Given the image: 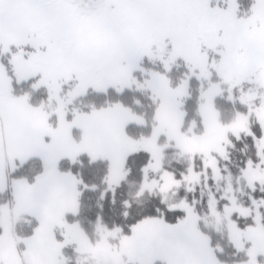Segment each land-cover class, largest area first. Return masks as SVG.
Returning <instances> with one entry per match:
<instances>
[{"label":"snow or ice","instance_id":"1","mask_svg":"<svg viewBox=\"0 0 264 264\" xmlns=\"http://www.w3.org/2000/svg\"><path fill=\"white\" fill-rule=\"evenodd\" d=\"M224 3L221 8L219 0H0V58L7 59V64L0 62V188L7 185L8 170L14 172L33 158L42 162V171L32 183L12 181L14 206L0 207V264H64L61 249L69 243H76L78 252L98 264H125V256L127 264H220L210 238L199 228L202 218L186 200L169 207V212L178 214L174 223L162 216H145L129 227L130 235L120 228L109 231L98 225L101 238L91 244L78 224L65 220L68 212L78 213L76 185L83 181L60 172L58 165L62 159L76 163L84 154L90 162L106 159V182L114 192L112 186H119L126 175V157L145 151L151 159L143 169L141 191L158 189L166 194L182 183H198L200 174L190 167L182 180L164 172L160 177L163 184L149 183L148 172L160 171L162 148L156 144L160 135L176 140L181 153L190 158L203 155L205 169L211 167L218 180V162L210 153L227 159L221 145L230 143L228 133L237 139L244 133L255 143L258 163L248 160L242 176L253 192L257 183L264 191V134L257 139L249 126L254 115L264 133V95L257 107L256 93L243 88L247 83L264 89V0H250L243 13L240 0ZM145 60L158 61L165 73L182 60L188 73L173 88L167 75L145 72L141 67ZM137 71L148 78L139 81L133 75ZM193 77L207 81L208 87L202 86L199 105L204 133L189 137L179 130L184 115L180 108ZM28 80L35 81L33 90L47 89L49 106L56 101L55 127L49 122L53 112L46 111L44 104L33 107L29 94L14 95V82ZM222 84L227 85L233 101L236 97L231 93L238 89L240 103L249 109L248 115L237 113L229 124L220 123L214 104L223 94ZM67 85L65 102L61 93ZM133 85L151 92L156 104L151 137L133 140L125 134L129 123L142 125L144 120L120 103L93 108L90 113L73 112L72 120L66 119L67 104L89 90L107 94L112 89L120 94ZM98 125L107 126V141L96 138ZM73 127L81 130L79 143L71 136ZM38 197L45 202L40 203ZM224 199L230 206H224L223 214L217 211L214 199L209 201L213 226L217 231L227 229L237 251H246L247 264H258L257 257L264 256V214L260 212L264 199H252L255 226L243 230L231 217L234 213L238 218L248 217L251 210L238 206L234 197ZM25 214L34 216L38 226L22 241L25 251L21 258L15 224ZM56 228L63 229V242L56 239ZM117 236L119 247L109 243V238ZM245 244L251 246L245 249Z\"/></svg>","mask_w":264,"mask_h":264},{"label":"trees","instance_id":"2","mask_svg":"<svg viewBox=\"0 0 264 264\" xmlns=\"http://www.w3.org/2000/svg\"><path fill=\"white\" fill-rule=\"evenodd\" d=\"M242 13L248 8L250 0H240ZM143 66L147 70H153L154 72H160L168 76L171 80V86L175 88L180 82L181 78L186 76L188 70L184 66L174 65L170 72L165 73L159 63H151L145 60ZM206 88V83L197 80L193 77L188 82V96L183 100V106L181 107L184 113L183 124L181 132L187 136H198L202 133L201 121L198 115V106L200 103L201 88ZM14 95L22 96L25 94L30 95V103L34 107H39L40 100L44 96V91L41 89L33 90L31 88V82L21 85L13 84ZM149 91H139L133 88L125 89L123 93L117 94L114 90L109 89L107 94L89 92L87 95L80 97L70 104H67V120H70L73 116V112L89 113L93 108H107L111 104L120 103L127 108L141 116L144 120V124L129 123L125 128V134L131 139H136L141 135L153 132L154 126V111L156 104L148 95ZM215 108L219 113V120L221 124H227L230 118L233 117V109L239 108L240 105L228 101L224 95H219L214 100ZM46 111H49L45 107ZM50 112V111H49ZM53 126L55 124V115L51 116L49 121ZM256 137H260V129L257 125H253L251 128ZM159 140L163 139L159 136ZM230 143L226 146L227 161L224 163H235L236 166L244 168L245 163L248 160H252L253 164L257 163L256 147L255 143L250 136L240 135V138L229 137ZM163 143V142H162ZM167 145L165 142L163 146ZM163 163L162 167L172 174L175 180H182V177L186 175L187 169L190 163L194 165L197 170H201L202 161L200 157L184 156L180 150L173 145H168L163 149ZM149 161V156L144 152H137L129 154L126 157L123 168L127 171V182H120L118 188L112 191H105V179L108 176V162L105 160H96L90 162L87 155H81L78 157L76 163H72L70 160H61L59 162V170L61 172L71 173L77 180H82V184L76 185V190L80 193L78 197V213L76 215L67 214L65 220L68 224H78L88 238L94 240V230L96 228L97 221L107 229H111L113 226H118L122 229V232L128 234L129 227L135 224L138 220L145 216H157L163 217L168 223H174L177 218L176 212H169V210L161 203L156 197L147 196L144 202L139 203L132 202V206L129 209V217L123 218L121 215L122 207L121 202L124 196H127V189L131 187V180H139L142 175L143 169L146 167ZM30 167H34V171L28 173ZM42 171V162L40 160L27 161L22 166H18L14 173L10 176L12 180L24 178L29 182L34 181L35 177ZM87 185V187H85ZM255 191L252 192L256 197L264 199V191H261V187L256 186ZM104 193V195H102ZM191 197L188 193L187 203L193 204L196 213H200L204 202H194V197L198 199V192L195 191ZM120 198V199H119ZM145 198V197H144ZM10 206V194L8 190L0 191V207ZM158 210V211H157ZM260 212L264 214V207L260 208ZM179 215H183L180 213ZM237 224L245 228L253 225L252 219H243L235 216ZM200 223V222H199ZM37 227V222L31 218H21L15 224V233L21 239L27 238L33 234L34 229ZM206 234L211 241V247L215 250V256L221 264H237L247 260L245 251H237L236 248L231 247L228 242L220 240V234L206 228L200 229ZM57 240L59 241L58 231L55 233ZM216 240H219L226 248H222L217 244ZM221 243V244H222ZM62 257L65 258L70 254L71 260L74 262V254L72 248L69 246L61 249ZM239 259V260H238ZM238 260V261H237ZM260 263L264 264V259L258 258ZM157 264H162L157 262Z\"/></svg>","mask_w":264,"mask_h":264},{"label":"rangeland","instance_id":"3","mask_svg":"<svg viewBox=\"0 0 264 264\" xmlns=\"http://www.w3.org/2000/svg\"><path fill=\"white\" fill-rule=\"evenodd\" d=\"M219 6L221 8L225 7L224 0H219ZM212 55H213V53L210 51L209 52V56L211 57ZM0 62H3L4 64H7V59L6 58H0ZM157 63H159V62L157 61ZM159 65H161V64L159 63ZM175 65L184 66L188 70V68L185 66V64H184V62L182 60L177 61V63ZM141 67L145 70V72H154L153 70H147L143 66V64L141 65ZM162 68H163V66H162ZM9 72L11 73V69H9ZM133 75L141 82H143L145 79L148 78L146 75L142 74L140 71L134 72ZM185 78H186V76L181 78V80L177 84V86L183 80H185ZM212 81H213V83L218 82V78L216 77L215 73H213V75H212ZM28 82H31V88H33L32 85L35 83L34 80H28V81L21 82V83H18V84L15 83V82L14 83L16 85H21V84H24V83L26 84ZM203 82L206 83L207 86H206L205 89H207V87H208L207 81H203ZM69 87H70V85L65 86L64 92L61 93V97H62V99H64L65 102H67V100H68V97L66 96V93L69 90ZM221 87L224 89L222 95H224L227 98L228 101L232 102L233 104L237 103V104L240 105L239 108L233 109V117L229 119L230 122H228L227 124L231 123L236 118L237 113H240L242 115H248V111H249L248 106L245 105V104H241L240 101H239L240 91L238 89H233L231 94L234 97H236L235 101H233V100L229 99V91H228L227 85H223L222 84ZM132 88L137 90L135 85H133ZM243 88H244L245 92H248L249 90H252L253 92L256 93L257 99L254 101V104H255V106L258 107L259 104H260L259 97L261 95H264V89H259L254 84H247V83H245L243 85ZM39 89L44 91V96L40 100V104H44L45 107L50 112H53V114H54V109L57 107L56 101L53 100L51 102V105L49 106V99H48V91H47V89L44 88V87H40ZM89 92H94V91L89 90ZM144 92H147V91H144ZM149 93L150 94H148V95L151 98L152 94H151V92H149ZM83 96L84 95L79 96L78 98L83 97ZM78 98H76V99H78ZM199 105H200V103H199ZM180 111L182 112L181 108H180ZM154 114H155V111H154ZM198 115H199V118H200V121H201V127H202V133L200 135H198V136H201L204 133V125H203V122H202V118H201V116L199 114V106H198ZM183 118H184V115H183ZM183 118H182V124H183ZM55 120H56V115H55ZM154 123H155V121H154ZM182 124H181L180 129H179L180 132H181ZM253 125H257L259 127V129H260V125L257 122L256 117L254 115L252 117H250V119H249L250 130H251ZM101 126L105 127L106 125H101ZM152 134H153V132H151V133L148 132V133H145V134L141 135L140 137H138L136 139L133 138V140H139L141 137L148 138V137H151ZM262 134H264V133H262V131L260 129V135L259 136H261ZM240 135H245V134L241 133ZM160 137L163 139V141L159 140V138L156 141L157 146L162 148V151L160 153V157H161L160 158V171L153 172V171L150 170L148 172L147 179H148L149 183H151L152 181H157L160 184H163V181L160 180V177H161V175L164 172H168L167 170H165L162 167L163 158H164L163 157V149H164L163 143L165 142L167 145H173L175 148L180 150V148H178L176 146V140L169 141L168 137L165 136V135H160ZM189 137H192V136H189ZM229 137L236 138L231 133H228V140H229ZM256 138L259 139L260 137H256ZM227 145L228 144L221 145V147L224 148L225 152H227V150H226V146ZM139 152L146 153L149 156V161H150L151 156H150V154L148 152H145V151H139ZM180 152H181V150H180ZM134 153H137V152H134ZM134 153H131V154H134ZM183 155L189 157L187 154H183ZM210 155H211V157H213L218 162L217 165H216V167L219 169V177L220 178L218 180L214 178L213 169L211 167L205 169V164H204L205 157L203 155H201V154H197L196 156H194V157H200V159L202 161L201 170H197V168L194 165H192V163H190L189 166H188V169L191 167L195 173H199L200 174L198 183H192V184L182 183L181 186L178 189L177 188H173L171 191H168L166 194H163L158 189H154L152 192H149L148 190H144L143 192L141 191L142 190V186L144 185V182H145V174H144V172H142V175L139 177L138 181H135L134 179H132L131 180V187H129L126 190L127 191V196H124V198L122 199V202H121V207H122L121 215H122V217L123 218H128L129 217V215H130L129 214V209L131 208V206L133 204L132 202H136V203H139V201L144 202L146 199H148V198H146L147 196H150V197H153V198L156 197L159 200L163 199L165 202L162 203V204L167 209H169L170 206L179 204L181 200H186L187 201L188 193H189V195L191 197H193L192 194H194L195 191H197L199 197H198V199L196 197H194L193 198L194 199L193 203H195L196 201H200V200H201V202H204L202 204V206H203L202 210L200 211V213H198V215L202 218L200 223H199V228L200 229L201 228H206L208 230L216 232L217 234H220V237H219L220 240H224L223 241L224 243L228 242L231 245V247L236 248L233 245V243L229 240L228 231H227L226 228H222L220 231H217L215 229V227L213 226L214 221L209 215V201H210V199H214L217 202V204H216L217 211H219L221 214H223L224 206L225 205H229V200L228 199H224V197L225 196L234 197L235 201H236V204L238 206H240L242 208H245V209H250L251 210V215L250 216H248V217H239V218H243V219L250 218L253 221V217H255L256 210H255V208H254V206L252 204V199L260 201V200H262V198L256 197L252 193L253 191L248 187L247 181L242 176V171L241 170L246 167L247 163H245L244 168H240V166H238V165L236 166V164L232 163V161H230L228 164L227 163L222 164L223 162H226L227 160L223 159L217 152H211ZM189 159L192 160L190 157H189ZM99 160L107 161L108 162V167H109V161L108 160H106V159H99ZM257 160H258V157H257ZM149 161H148V163H149ZM257 163H258V161H257ZM188 169H187V173H186L185 176L188 175ZM34 170H35L34 167H30V169L28 170V173H31ZM123 172L126 173V175L124 176V179L120 180V182L121 181L122 182L123 181L127 182V178H126L127 177V171L124 168H123ZM13 173H14L13 171L8 170V172H7V177H8L7 185L4 188H0V191H3V190L6 189V190H8L10 192V189H11L10 187L12 186V181H13L12 178H10V176ZM15 180H18V179H15ZM120 182H119V185H120ZM105 186H106V190L105 191H112V189L109 188V184L106 182V179H105ZM256 186L261 187L259 185V183H257ZM188 187H192L194 190L193 191H187ZM112 188L116 189V188H118V186H116L114 184L112 186ZM229 188L231 189V191H229ZM104 193L105 192H103L102 195H104ZM189 205H193V204H189ZM125 213H127V215H125ZM235 216L237 217L238 214L234 213L232 215V217H231V219L234 220V221L237 220V219H235ZM206 221H207V224H206ZM98 225L100 227H102V228H105L104 226H102L100 224L99 221H97L96 228L94 230V240H91L90 238H88L86 236V234L83 232V230L79 227L82 230L83 234L87 237L88 241L91 244H93V245H95L96 242L101 238V233L97 230L98 229ZM251 226H255L254 225V221H253V225H251ZM116 228H119V227L118 226H113V227H111V229H107V228L106 229L109 230V231H112L113 229H116ZM245 228L240 227V229H242V230L245 229ZM57 231H58L59 241L63 242L64 237L61 235L63 229H58ZM128 232H129V230H128ZM123 234L124 235H130V232L128 234H125V233H123ZM216 242L222 248H226V244L224 245L219 240H216ZM109 243L111 245L119 247V236H117L115 239L109 238ZM66 246H69V247L72 248V252H73V254L75 256L74 257L75 259H74V262H73L71 260L70 254L68 256H66L65 258L62 257V259L64 261V264H98V262L96 260H94L92 257H90L89 255L82 254V253L78 252L76 243H69ZM250 246H251L250 244H245V249H247ZM17 247H18V253L21 255V258H22V254H23L24 251L19 246V244H18ZM245 253H246V251H245ZM61 255H62V252H61ZM245 256H246L247 260L240 262L242 258L240 260L238 259L239 262L237 264H247L248 256L246 254H245ZM137 258H140V257H137ZM258 258H262V257L258 256L257 260H258ZM123 259L125 261V264H127L128 257L125 256V257H123ZM258 264H262V263H260L258 261Z\"/></svg>","mask_w":264,"mask_h":264},{"label":"crops","instance_id":"4","mask_svg":"<svg viewBox=\"0 0 264 264\" xmlns=\"http://www.w3.org/2000/svg\"><path fill=\"white\" fill-rule=\"evenodd\" d=\"M34 107V106H33ZM90 113V112H89ZM72 118H73V116H72ZM72 118L70 119V120H68V121H71L72 120ZM57 125V117H56V120H55V124H54V126L53 127H55ZM124 131H125V129H124ZM94 134H95V136H96V138L98 139V140H101V141H107V126H105V127H102L101 125H98V126H96L95 127V129H94ZM71 136H72V138L77 142V143H79V141H80V138H81V130L79 129V128H76V127H73L72 129H71ZM86 155V154H85ZM31 160H39L38 158H33V159H31ZM62 160H68V159H62ZM98 160V159H97ZM30 161V160H29ZM61 172V171H60ZM62 173H68V172H62ZM18 180H26V179H24V178H20V179H18ZM27 181V180H26ZM28 183H32V182H29V181H27ZM11 189H10V192H9V194H10V206H9V209H11L13 206H14V203H15V201H14V197H13V186H11L10 187ZM77 191V190H76ZM38 199L40 200V203H44L45 201L42 199V198H39L38 197ZM67 214H72L71 212H68ZM66 214V215H67ZM22 218H31V219H34L36 222H37V226H38V221L35 219V217L34 216H32V215H28V214H25V215H23L22 216ZM58 229H60V228H56V229H54V234L56 233V231L58 230ZM56 235V234H55ZM32 236V235H31ZM31 236H29V237H31ZM29 237H27V238H29ZM56 237V236H55ZM27 238H24V239H27ZM24 239H21V243H19V246L23 249V251H25V245H24V243L22 242ZM57 239V238H56ZM262 257V259H264V256H261ZM157 262H159V263H162L161 261H157Z\"/></svg>","mask_w":264,"mask_h":264}]
</instances>
